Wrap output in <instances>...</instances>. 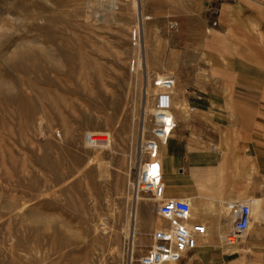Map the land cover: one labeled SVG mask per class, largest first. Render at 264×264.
<instances>
[{
	"label": "rangeland",
	"instance_id": "374dc122",
	"mask_svg": "<svg viewBox=\"0 0 264 264\" xmlns=\"http://www.w3.org/2000/svg\"><path fill=\"white\" fill-rule=\"evenodd\" d=\"M183 1L141 4L148 69L174 76L176 93L179 36L168 22ZM111 2L0 0V264H125L131 251L130 188L157 89L148 83L143 114L145 82L129 68L137 9ZM93 132L110 144L90 145ZM138 202L135 258L168 225L149 193Z\"/></svg>",
	"mask_w": 264,
	"mask_h": 264
},
{
	"label": "crops",
	"instance_id": "0c3cea01",
	"mask_svg": "<svg viewBox=\"0 0 264 264\" xmlns=\"http://www.w3.org/2000/svg\"><path fill=\"white\" fill-rule=\"evenodd\" d=\"M178 13L177 126L160 159L167 196L189 198L208 233L162 264H264V0H184ZM249 197L251 228L224 243L222 206Z\"/></svg>",
	"mask_w": 264,
	"mask_h": 264
},
{
	"label": "built area",
	"instance_id": "2783aa9c",
	"mask_svg": "<svg viewBox=\"0 0 264 264\" xmlns=\"http://www.w3.org/2000/svg\"><path fill=\"white\" fill-rule=\"evenodd\" d=\"M149 19L151 16L145 14L141 7H137L136 22L130 31L132 53L129 59V68L131 72L140 76L145 82V92L150 81L158 92L155 95L151 136L141 143V152L146 157L139 160L131 191L136 196L149 193L156 203L157 214L167 220L168 225L152 233V244L140 257L135 258L131 246L125 264H160L165 260L176 262L186 254L193 252L197 248L199 240L208 233L206 224L195 220L192 202L189 198L167 196L166 194L160 148L162 144L167 142L177 126V121L172 115H169L173 112L172 88L175 85V78L172 75L160 77L157 74H152L148 69L144 27ZM214 24L216 23L214 22L212 25ZM175 27L176 21L170 20L168 28L174 29ZM97 133L93 132L86 135V139L91 145L110 144L107 133ZM98 136H105L108 139L95 140ZM256 204L255 197H249L245 201H228L226 203L232 229L220 234L224 243H235L249 231L254 222L253 211Z\"/></svg>",
	"mask_w": 264,
	"mask_h": 264
},
{
	"label": "bare ground",
	"instance_id": "6f19581e",
	"mask_svg": "<svg viewBox=\"0 0 264 264\" xmlns=\"http://www.w3.org/2000/svg\"><path fill=\"white\" fill-rule=\"evenodd\" d=\"M142 1L143 0H131V6L136 10L137 9V7H141L142 8ZM113 3V0H112V2H111V5H110V8H111V10H112V8H113V6H114V3ZM109 8V9H110ZM137 11V10H136ZM144 36H145V43H147L146 42V38H147V36H148V38H149V32L147 31V29H146V27H144ZM159 75V74H158ZM160 77H163L164 75H159ZM175 83H176V79H175ZM174 87H175V85H174ZM174 87L172 88V89H174ZM155 88V87H154ZM157 89V88H156ZM148 92H149V89H148V86H146V92H144V95L145 96H143V98L145 99L144 101H143V105H142V112H143V114H146V112H147V105H146V100H147V97H148ZM158 93V92H157ZM153 94V93H152ZM143 98H142V100H143ZM155 112V111H154ZM169 115H172L173 116V118L175 119V117H174V114H173V112L171 113V114H169ZM143 116V115H142ZM141 116V117H142ZM141 120H143L142 121V126H144V117H142V119ZM176 121V120H175ZM144 129V128H143ZM143 131V130H142ZM145 132V131H144ZM107 133V132H106ZM97 134H100V133H97ZM108 134V133H107ZM109 135V134H108ZM109 138H110V135H109ZM108 139V138H107ZM87 140V139H86ZM95 140H97L96 138H95ZM98 141H102V140H98ZM141 141H142V139H141ZM87 142H88V140H87ZM89 143V142H88ZM90 145H91V143H89ZM97 146V145H96ZM107 146V145H106ZM109 149V148H108ZM140 149V148H139ZM95 153H97L96 155H95V157H94V159L93 160H95V158H99V150H96L95 151ZM142 154V153H141ZM139 158H141V155H139ZM99 161H100V159H99ZM131 185H132V183H131ZM130 191H131V188H130ZM131 193H132V191H131ZM132 196H133V198H132V207H131V215H129V217H130V219H129V221H128V223H127V226H126V229H125V231H126V236L127 237H129V241H130V243H129V247H133V250H134V246H135V240H136V233H137V222H139L138 221V204H139V198H140V196H136L135 194H132ZM144 206H147V204H145ZM138 207V208H137ZM103 222V221H102ZM102 224H104L105 225V223H102ZM160 224V223H159ZM102 227V226H101ZM160 228H162V227H160ZM159 229V228H158ZM106 230V228L105 227H103V231H105ZM157 230V229H156ZM114 231V230H113ZM106 232V231H105ZM105 232H103V233H105ZM105 236V235H104ZM104 236H100V238H102V239H104L105 237ZM115 236L116 237H118V231L116 232V234H115ZM165 261H169V260H165ZM165 261H163V262H165ZM163 262H161L160 264H162ZM170 262H174V261H170Z\"/></svg>",
	"mask_w": 264,
	"mask_h": 264
}]
</instances>
